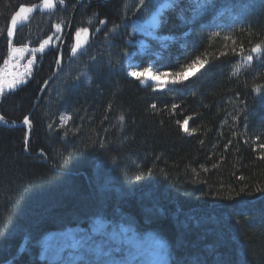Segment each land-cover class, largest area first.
Instances as JSON below:
<instances>
[{"label": "trees", "instance_id": "16d2710c", "mask_svg": "<svg viewBox=\"0 0 264 264\" xmlns=\"http://www.w3.org/2000/svg\"><path fill=\"white\" fill-rule=\"evenodd\" d=\"M163 2L141 52L135 27ZM41 4L0 0V70H19L0 114L32 120L30 131L0 125V264H53L40 257L43 238L96 220L159 237L167 264H264V104L252 91L264 85V65L239 54L264 40V0ZM33 5L7 37L20 6ZM73 15L62 62L33 109ZM57 24L61 32L33 53ZM197 57L203 67L188 68ZM150 67L177 82L156 88L128 72Z\"/></svg>", "mask_w": 264, "mask_h": 264}, {"label": "rangeland", "instance_id": "374dc122", "mask_svg": "<svg viewBox=\"0 0 264 264\" xmlns=\"http://www.w3.org/2000/svg\"><path fill=\"white\" fill-rule=\"evenodd\" d=\"M167 5L168 2H163L151 15L137 23L135 31L143 36L138 39L141 52L147 45L144 37H156L162 12ZM31 13L28 14V18ZM27 20L18 19L17 26ZM132 63L129 62V65ZM198 70V67L187 70L184 76H192ZM128 72L134 78L137 77L132 75L133 72L140 73L139 78L143 84H152L156 88H164L172 81L169 75H164L166 72L156 71L151 67L143 72L130 69ZM0 75L3 77L1 83H4V91H7L10 90L7 81L14 79L17 82L19 70L12 62H8L0 70ZM154 77L163 79L166 82L165 86L160 87ZM41 249V259L53 264H167L165 248L159 237L151 234L141 239L130 227L113 226L103 220L94 221L88 229H70L47 234L42 240Z\"/></svg>", "mask_w": 264, "mask_h": 264}, {"label": "snow or ice", "instance_id": "6c2138e0", "mask_svg": "<svg viewBox=\"0 0 264 264\" xmlns=\"http://www.w3.org/2000/svg\"><path fill=\"white\" fill-rule=\"evenodd\" d=\"M146 3V0H139V6L140 8H143L144 5ZM58 5H66V0H42V4L40 5V7H43L47 10H53L56 9L58 7ZM36 5H33L31 7H27V6H20L19 10L15 13V15L11 18V28L8 30L7 32V37H12L14 34V29L17 26V21L18 19L23 21V20H27L28 19V14L33 12V10L36 8ZM139 11V9H137ZM99 23L101 25H104L107 23L106 20H100ZM118 27V25H114L112 29H110V31H115L116 28ZM56 31L54 33H52L51 35H49L47 37V39H44L42 42H39V48H35L32 49V52H43L45 47L49 45V43L53 40L54 36H57L58 33L61 32V25L57 24L55 25ZM100 29L97 28L96 31H99ZM243 31V29L241 30ZM82 32H87L86 28H81L79 30L76 31V37L79 38L80 34ZM216 36H219V33H215ZM58 38V37H57ZM8 43L11 45L12 41L9 39ZM79 47V45L77 44L76 46H71L70 50L72 55H76L77 54V48ZM27 50V46L25 45L22 48H13V52L14 53H23L24 51ZM233 53L235 54L236 50L235 48L232 49ZM241 58L244 62H246L247 64H252L254 61V58L256 61H258L260 64L264 65V40H261V42L256 43L254 45H252L250 48H248L247 50H245L244 46L241 45L240 46V53ZM220 55H227L226 52H221ZM62 58H63V53L60 52L58 50V55H57V59H56V63H61L62 62ZM35 62V56L33 55V59L31 61H29V66ZM205 61H202L199 57H197L196 59H194L190 64L187 65L188 68L194 67L195 65L199 64L201 67H203ZM133 76H136L137 78H139V76L141 75L140 73H132ZM164 75H168L167 73H165ZM178 76H180L182 79H186L187 77L183 75V73H178ZM154 79L157 80L158 84L160 87H164L165 86V81L163 79H161L160 77H154ZM172 83H176L177 81L175 79H173L171 81ZM17 86V82L16 80H9L7 81V87L9 89H15ZM252 91H254L257 96H259V101L261 104H264V85H255L254 87H252ZM4 92V83H0V94H3ZM245 108H247V102L243 101ZM153 109L156 108V105L153 104L151 106ZM175 107V106H174ZM112 108V104L108 105V109L110 110ZM30 115V114H29ZM29 115H25L23 118L22 123L24 125H28L29 127V131L31 130L32 127V120L29 118ZM105 119H107V116L104 117ZM3 116H0V120H3ZM61 120H67V119H71L70 116H61L60 117ZM234 119L239 120V116L234 117ZM245 119H247V117L245 116ZM119 120L123 121L124 120V116L120 115L119 116ZM6 122V121H5ZM185 124L187 123V121L184 122ZM52 123H50L48 125L49 128H52ZM184 131H188V129L185 127ZM257 139H259V137H257ZM247 143V141H245ZM25 144L27 145V140H25ZM259 147L264 148V144L259 145ZM242 179V178H241ZM260 191H264V189H260ZM237 195H240V193L238 192Z\"/></svg>", "mask_w": 264, "mask_h": 264}, {"label": "water", "instance_id": "95a60500", "mask_svg": "<svg viewBox=\"0 0 264 264\" xmlns=\"http://www.w3.org/2000/svg\"><path fill=\"white\" fill-rule=\"evenodd\" d=\"M78 1H79V3H81L83 0H78ZM88 1L91 2L92 0H88ZM102 1H108V0H102ZM74 15H75V14H74ZM74 15H73V17H72V19H71V21H70V24H69L68 30H67V32H66V35H65L63 41H62V44H61V47H60V52L63 51L64 45H65V42H66V40H67V38H68V36H69V34H70V32H71L72 25H73V18H74ZM58 65H59V64L57 63V64H56V67H57ZM55 73H56V71L54 72V74H55ZM50 80H51V78H49V79L44 83L42 89L40 90L39 98H40L41 95L43 94L44 90L47 88L48 84L50 83ZM39 98L37 99V101H36V103H35L33 109L36 107L37 103L39 102ZM0 116H1V115H0ZM29 118H30V115H29ZM0 125H2V126H6V127H24V126H25L26 128H28V125H24L22 122H21V123H17V124H10V123L5 122L4 120H0Z\"/></svg>", "mask_w": 264, "mask_h": 264}, {"label": "bare ground", "instance_id": "6f19581e", "mask_svg": "<svg viewBox=\"0 0 264 264\" xmlns=\"http://www.w3.org/2000/svg\"><path fill=\"white\" fill-rule=\"evenodd\" d=\"M57 68H58V66H57L56 69H55L56 73H57ZM55 71H54V72H55ZM56 73H55V74L53 73V74L49 77V78H51L50 82L52 81V79L54 78V76L56 75ZM49 78H48V79H49ZM49 84H50V83H49ZM49 84H48V85H49ZM42 87H43V86H42ZM47 87H48V86H47ZM44 91H45V90H44ZM39 94H40V93H39ZM41 96H42V95H41ZM38 98H39V96H38ZM39 99H40V98H39ZM0 115H1V114H0ZM3 120H4V119H3ZM4 121H5V120H4ZM7 123H9V122H7ZM18 123H19V122H18ZM20 123H21V122H20ZM10 124H17V123H10ZM24 127H25V126H24ZM25 128H26V127H25ZM27 129H28V128H27Z\"/></svg>", "mask_w": 264, "mask_h": 264}]
</instances>
